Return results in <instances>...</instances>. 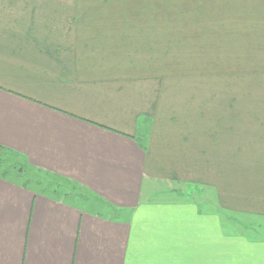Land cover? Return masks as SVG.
Returning a JSON list of instances; mask_svg holds the SVG:
<instances>
[{"label":"crops","instance_id":"crops-1","mask_svg":"<svg viewBox=\"0 0 264 264\" xmlns=\"http://www.w3.org/2000/svg\"><path fill=\"white\" fill-rule=\"evenodd\" d=\"M79 4L0 0V264H264V237L221 222L264 219L249 201L264 187V136L238 134L216 99L164 93L152 22ZM12 162L69 191L26 184ZM188 185L214 206L172 199Z\"/></svg>","mask_w":264,"mask_h":264},{"label":"rangeland","instance_id":"rangeland-1","mask_svg":"<svg viewBox=\"0 0 264 264\" xmlns=\"http://www.w3.org/2000/svg\"><path fill=\"white\" fill-rule=\"evenodd\" d=\"M77 1L78 10L139 14L152 22L149 69L164 93L184 106L216 99L219 107L235 109V125L245 129L238 134L252 142L263 139L264 0ZM244 164L250 167L248 174L258 175L260 163ZM181 191L172 193V199L214 206L215 197L207 189L188 185ZM250 198L257 199L250 203H263L264 187L251 188ZM225 214L221 222L227 232L264 237V219Z\"/></svg>","mask_w":264,"mask_h":264},{"label":"trees","instance_id":"trees-1","mask_svg":"<svg viewBox=\"0 0 264 264\" xmlns=\"http://www.w3.org/2000/svg\"><path fill=\"white\" fill-rule=\"evenodd\" d=\"M10 157V151L4 147H0V163L7 162ZM12 167L16 168V170L20 171L25 175L24 182L26 184H31L34 186H38L43 190L51 189L54 192H61L62 196L66 195L65 190L69 191V180L59 177L56 175H52L49 173L37 174L36 171H31L30 169H25L22 165L16 164V162H12ZM27 172H26V171ZM228 216V215H227ZM231 216V215H230ZM255 236V235H253Z\"/></svg>","mask_w":264,"mask_h":264}]
</instances>
